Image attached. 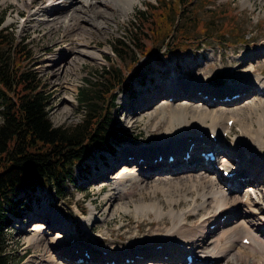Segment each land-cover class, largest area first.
I'll return each instance as SVG.
<instances>
[{"label":"rangeland","instance_id":"374dc122","mask_svg":"<svg viewBox=\"0 0 264 264\" xmlns=\"http://www.w3.org/2000/svg\"><path fill=\"white\" fill-rule=\"evenodd\" d=\"M23 1L25 0L18 2L13 0L2 2L0 0V12L5 14L3 27L10 30L19 40L26 39V43L33 51L34 69L38 72V76L48 95L47 109L52 125L55 127H70L78 123L86 111V107L79 100L80 92L82 90H92L94 88L93 84L96 83L98 78L97 71H102L103 68L114 65L120 70L122 77L127 80V85H123L122 88L120 87L115 92V97L116 95L117 97L115 98L114 106L109 110V119L115 122V128L120 133L119 136L127 139V141L120 142L116 139V141L111 139L112 148L110 153L90 150L87 158L73 167V182L71 184L64 183V188L60 193L56 194L40 187L30 191L25 199L23 195L20 196L21 204L19 208L22 212L21 216L13 218L10 228H6L7 231H5L7 239L6 252L10 257V264H40V249L29 246L25 239L33 231L31 229L35 225L45 226L42 230L45 236L54 232V230L49 231L50 228L45 223V218L50 222L52 220L49 218L50 215L47 210L57 215V221L67 229L71 240L75 239L76 243L90 245V243H85L84 237H90L92 234L91 238L95 241V247L99 251H102V249L110 250L112 255L113 252L119 249H132L139 240L143 239L144 242L148 241L145 239L150 240L155 235L163 236L162 234L166 233L167 229L172 225L166 215H163L162 220H156L152 214H149V219L142 218L140 220L135 218L131 212L132 207L129 209L130 212H122L116 209L117 204L125 206L127 203L130 205V201L138 200L140 194L145 193V191L141 192V187L144 184L141 187L132 184L133 186L131 185L127 188L126 192H123L124 194H117L111 183V173L117 171L118 167L108 174L109 179L103 178L101 181L92 182L94 174L102 167L108 165L109 157L114 154L118 146H120L119 149L125 147L132 149L134 145H131L130 141L134 138L138 140L136 146H150L155 143L158 136L163 132L164 128L162 129V127L158 130L155 129L154 123L156 121H154V118L150 119L149 123L146 122L145 114L150 111L149 108L152 106L149 108L144 106L148 110L139 113L138 111L142 109L140 107L136 114L132 115V118L129 117L131 110L124 111L127 107L123 105V101L124 99L133 101L141 93L146 90H152L155 86L161 87L165 91L167 82L172 78L173 73L177 80L190 85L199 82L202 77L189 74L194 72L201 74L203 71H206L204 77L207 85L210 84L209 81L213 77L218 75L222 78V85L238 83V85H230L227 88L241 86L239 84L243 83L251 75H258L264 80V65L253 68L257 62L264 59V0H250L249 4H243L242 0H193L189 5V10L194 19L197 20V24L199 23V27L195 28L193 26L192 34L189 35L190 37L188 36L189 39L187 41L179 45L177 53L173 49H166L162 45L158 49L157 46L153 45L152 39L149 37L143 44V49L146 53L145 57H139V52L128 50L123 60H119L112 54L111 43L114 40H123L129 29H131V22L135 20L136 11L144 10L146 3L154 4L155 0H138L139 2L133 4L132 11H126L125 13L122 11L121 6L114 1L106 0L107 2L99 3L96 0L95 6L99 8L100 11L98 12L101 13L94 16L97 19L96 23H99L97 24L98 26H92V23H85L84 21V23L80 24L78 20L82 19V15L75 13L76 8L74 9L75 11H72L70 20L77 21L76 28H81V30L77 31L73 27H67L69 22L66 25L62 22L57 23L56 19H52L54 16L65 13L69 9L70 4L78 5L76 0H63L62 4H64V7L57 9L54 15L37 12L39 13L38 17L29 16V14L32 8L38 7L42 3L41 0L31 1L30 9L24 8L25 2L23 3ZM209 10L212 12L226 10L228 13L222 19L220 18L216 21L215 18H210V13L207 12ZM23 19H25V27H21ZM230 20L234 25L231 29L232 33L224 35L223 39L220 37V39L216 38L215 32L213 34L216 37L200 34L204 25H211L212 28L219 30L225 22L226 25L231 23ZM29 27H31L32 31H30ZM78 45L83 46L82 54L78 53L76 55L74 52L67 50L69 46L78 50L80 48ZM153 52L155 53L153 54ZM94 53L100 55L101 58H93L92 54ZM54 55L57 56L53 59ZM61 55L66 57L64 60L66 62L65 66L64 62H58V58ZM134 58L139 60L138 64H132ZM52 59L57 65H52L49 62ZM228 63L231 66L224 70L222 65L227 66ZM59 67L63 69L61 70ZM233 71L236 73L232 74ZM249 81L251 82L252 78ZM251 86L253 90L250 93H246L245 95L247 96L244 100H241L240 103L233 107L242 108L245 104L256 99L258 96L257 86L254 84ZM196 94L198 95V92ZM207 96L198 95L199 98L204 99L205 97L208 98ZM221 98H224V96ZM170 101L171 98L169 99ZM139 102L140 104L147 103L144 99H140ZM183 102L187 101L184 99ZM134 103L133 101L131 104L132 111L136 108ZM195 103L197 102L195 101ZM216 108L227 109L226 106H217ZM139 115L144 120L139 118L134 122V119L139 117ZM239 127V123L235 121L231 125V130L227 136L225 133L221 134V147L228 150L229 143L240 135ZM119 155L120 152L115 159ZM220 160L221 158H219ZM115 163L116 161L114 160L110 161L111 166L109 168H113L112 166ZM132 167L133 165L129 169H136ZM209 173L211 175L212 171ZM172 175L174 176L168 175V177L172 179L182 177L180 173ZM98 176L96 177L97 179L100 178ZM154 177L156 178H153L154 181L151 184L158 183V177L161 180L164 178V176L160 175H154ZM257 186L260 194L258 196L254 194L253 199L257 204V207L255 204L256 210L260 213L264 211V187ZM248 189L251 190V188ZM241 193L242 191L235 196H239ZM233 195L234 193H231V196ZM144 196L146 200L153 201L155 199V196L149 193H145ZM156 200L161 205L163 204L164 208L166 207L161 194L157 193ZM90 203L95 207L99 218L97 217L96 221L85 223L84 219L89 217ZM43 209L46 210L45 213ZM187 210V206L180 208V211L185 213ZM32 211L41 212V219L37 217L31 219L29 213ZM187 214L186 219L189 218L191 221L185 222L182 228L183 231H187L197 221L196 215L188 217L191 213L187 212ZM64 217H66V221L63 219ZM192 221L194 222L192 223ZM232 224L229 226H232ZM251 225L253 227V221H251ZM210 227L213 228V225ZM67 237L64 236L65 243L62 244V249L68 243ZM155 248L158 247L151 246V249ZM146 249L148 250V246ZM107 259L109 260L105 264H112L113 260L110 257ZM181 260H183L182 257ZM123 261L130 262L132 260L126 258ZM44 262L41 264H46ZM68 264L74 263L69 262ZM228 264L253 263L248 262L246 257L242 255L237 262L233 263L230 261Z\"/></svg>","mask_w":264,"mask_h":264},{"label":"bare ground","instance_id":"6f19581e","mask_svg":"<svg viewBox=\"0 0 264 264\" xmlns=\"http://www.w3.org/2000/svg\"><path fill=\"white\" fill-rule=\"evenodd\" d=\"M5 1L2 0V2ZM31 1H23V3L25 2V9L28 7L30 9ZM58 1L46 0L47 8L57 7L62 2ZM76 1L78 5L70 4L65 13L54 16L52 19H56L57 23L62 22L66 25L69 22L67 27H73L75 31L81 30V28H76V20H70L72 11L77 8L76 11L74 10L75 13L82 15V21L78 20L80 24L90 22L92 26H98L99 23H96L97 19L94 17L96 14H101L98 12L100 11L99 8L95 6L97 1ZM98 1L99 3L107 2L106 0ZM112 1L121 6L124 13L132 11L133 4L139 2L138 0ZM242 3L249 4L250 0H242ZM78 46L81 50H76L71 46L67 50L76 55L82 54L83 46ZM56 56L54 55L53 59ZM92 57L101 58L96 53L92 54ZM53 59L49 60L52 65L55 64ZM65 59L66 57L61 55L58 62H64ZM65 64L66 62H64V66ZM261 65H264V59L257 62L253 68ZM230 66V63L227 66L223 64L222 68L226 70ZM205 73L206 71L201 74L190 73L189 75L202 77L199 82L193 85L177 80L173 73L172 78L167 82L165 91L161 87L155 86L152 90L144 91L133 100L136 104L134 111L131 109L133 101H126L125 99L123 101V105L127 107L125 109L124 106L122 107L124 111L131 110L129 117L135 115L140 107L142 109L138 111L139 113L152 106L149 108L150 111L145 114L146 122L149 123L150 119L154 118L156 121L154 123L155 129L158 130L162 127V129L164 128L163 132L150 146L134 145L132 149L127 147L119 149L120 146H118L114 154L109 157L108 165L94 174L92 182L101 181L103 178L109 179L108 174L118 167L117 171L111 173V183L117 194L126 192L132 184L140 187L144 184L141 187V192L145 191L146 194L155 196V199L153 201L146 200L145 193H143L144 195L141 193L138 200L130 201V205L125 203V206L117 204L116 209L122 212H130L129 209L132 207L131 212L135 218L140 220L142 218L149 219V214H152L156 220L166 215L172 225L164 233L165 235H155L150 240L145 239L148 241L144 242L143 239L139 240L132 249H119L113 252V255L109 251L108 257L117 264H184L181 257L184 259L190 254L195 258L192 264H228L230 261L235 263L242 255L246 257L248 262L264 264V211L257 212V204L253 199L254 194L256 196L260 194L257 185L264 187V80L258 75H251L237 88H227V86H235L238 83H226L213 87L206 84ZM234 73L236 72L233 71L232 74ZM251 78L252 81L250 82L249 79ZM252 84L257 86L258 96L256 99L245 104L242 108L233 107L244 100L247 96L246 93L253 90ZM222 87L224 88L221 89ZM196 92H202V96L208 95V98L206 100L199 98ZM230 93L240 94V96L230 102L221 101L222 96ZM212 97H216V100H213ZM170 98L171 101L169 102ZM140 99L146 100L147 103L140 104ZM184 99L190 104L183 102ZM217 106H226L227 109L216 108ZM139 118L144 120L139 115L134 119V122ZM231 119L239 123L240 135L229 143L227 150L221 147V134H228L230 128L226 126V122ZM210 134L217 136L218 139L215 143L211 141ZM192 145L193 147L189 149ZM213 147L219 150L221 158L217 165L221 169L234 173L231 183L222 182L217 171L209 163L206 165L204 159L199 157L198 153L196 154V151L199 152L202 148L212 149ZM186 151L190 153L187 160L184 159ZM119 152L120 155L115 159ZM170 155L174 156V161L171 163L167 161ZM159 156H162L161 161L158 160ZM155 159H157L156 162L153 161ZM112 160L116 163L110 169V161ZM138 160H142V162L139 163ZM132 165V168H136L135 170L129 169ZM142 165L143 167H141ZM210 171H212L211 175ZM174 173H180L182 177L175 179L168 177V175L174 176L172 175ZM154 175L164 176V178L161 180L158 177L159 182L151 184L154 181L153 178H156ZM97 176L100 178L97 179ZM239 177L241 180L238 179ZM248 188H251L252 191ZM241 191V195L235 196ZM157 193L164 198L165 208L163 204L157 202ZM231 193L234 195L231 196ZM91 204H89V217L86 218L87 220L84 219L85 223L96 221L97 217L99 218V214ZM182 206L188 207L187 212L191 213L188 217L196 215V223L192 225L194 222L192 221V226L190 225V230L187 231H183L182 228L185 222L191 220L188 217L186 219L187 212L180 211ZM43 212L45 213L46 210L43 209ZM47 213L52 220L50 222L45 218V223L50 228L49 231L54 230V232L45 236L42 233L45 226L35 225L36 228L34 226L31 229L33 231L25 239L29 246L40 249V264L44 261L46 264H68L72 261L75 262L79 255L84 257V253H88L90 258H84L82 264H105L109 260L107 255H103L95 247V241L91 238L92 234L90 237H84L85 243H90V245L76 242L70 244L69 232L62 224H59L57 215L48 210ZM29 216L31 219L36 217L41 219V212L32 211ZM251 221H253V227ZM231 223H233L232 226H229ZM211 225L213 228L210 227ZM64 236H68V243L62 249V244L65 243ZM244 238L250 240L249 245L242 244ZM153 245L160 248L151 249ZM147 246L148 250L146 249ZM126 258L132 261L126 263L123 261Z\"/></svg>","mask_w":264,"mask_h":264},{"label":"trees","instance_id":"16d2710c","mask_svg":"<svg viewBox=\"0 0 264 264\" xmlns=\"http://www.w3.org/2000/svg\"><path fill=\"white\" fill-rule=\"evenodd\" d=\"M192 1L146 3L144 10L136 11L125 38L111 43L114 56L123 60L126 52L133 50L145 57L143 44L149 37L158 49L162 45L177 53L193 26L199 27L189 10ZM207 12L216 21L228 13ZM4 20L5 14L0 12V264H10L5 230L12 217L21 216L20 196L40 187L60 193L64 183L73 182V167L85 160L90 150L110 152L111 139L127 141L109 119L115 92L127 85V80L114 65L97 71L94 88L79 95L86 107L82 119L70 127H55L48 115V95L34 69V53L24 39L3 27ZM233 27L232 22H225L219 30L204 25L200 34L213 37L215 32L214 37L223 39ZM138 63L134 58L132 64ZM132 142L137 143V138Z\"/></svg>","mask_w":264,"mask_h":264},{"label":"water","instance_id":"95a60500","mask_svg":"<svg viewBox=\"0 0 264 264\" xmlns=\"http://www.w3.org/2000/svg\"><path fill=\"white\" fill-rule=\"evenodd\" d=\"M222 82V79H221V76H216L215 78H212L211 80H210V83L211 84H214V85H218V84H220Z\"/></svg>","mask_w":264,"mask_h":264}]
</instances>
